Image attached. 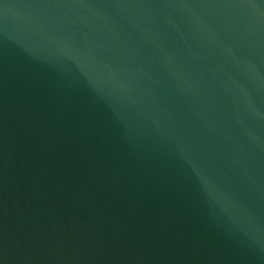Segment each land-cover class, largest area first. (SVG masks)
<instances>
[{"label": "water", "instance_id": "95a60500", "mask_svg": "<svg viewBox=\"0 0 264 264\" xmlns=\"http://www.w3.org/2000/svg\"><path fill=\"white\" fill-rule=\"evenodd\" d=\"M0 264H264V0H0Z\"/></svg>", "mask_w": 264, "mask_h": 264}]
</instances>
